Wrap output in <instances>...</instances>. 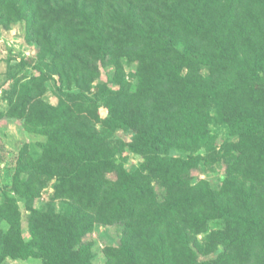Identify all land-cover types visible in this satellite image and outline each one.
<instances>
[{
	"label": "trees",
	"instance_id": "trees-1",
	"mask_svg": "<svg viewBox=\"0 0 264 264\" xmlns=\"http://www.w3.org/2000/svg\"><path fill=\"white\" fill-rule=\"evenodd\" d=\"M22 21L48 72L16 79L0 119L48 139L35 158L23 150L8 188L26 198L30 240L17 200L0 203V264H94L98 223L123 226L108 264H264V0H0V27ZM109 65L119 88L87 93ZM54 72L69 86L58 104L43 98ZM213 107L238 137L220 188L192 175ZM119 129L132 140L112 139ZM129 152L145 157L132 172ZM50 177L61 211L34 207Z\"/></svg>",
	"mask_w": 264,
	"mask_h": 264
},
{
	"label": "rangeland",
	"instance_id": "rangeland-1",
	"mask_svg": "<svg viewBox=\"0 0 264 264\" xmlns=\"http://www.w3.org/2000/svg\"><path fill=\"white\" fill-rule=\"evenodd\" d=\"M41 50L35 43L27 40V24L25 21L17 22L11 28L0 27V108L7 109L8 96L14 82L18 78H24L23 81L31 79L33 76L40 74L39 67L48 72L47 68L40 65ZM123 62L121 75L129 83H137L136 70L131 67L123 53L119 54ZM116 67L114 65L102 66L101 77L91 83V88L87 93L97 96L100 94L98 86L108 83L114 88L119 85L112 84V78L115 75ZM208 69L204 70L207 73ZM47 81V91L43 94L45 100L52 104H58L59 97L55 93V87L61 86L67 89V83H63L57 73L50 74ZM80 87L71 83L70 90H76ZM209 113L212 119L209 123V133L201 142L198 151L204 157L197 169L192 172L194 181L207 179L214 188H220L226 173V167L233 149L230 147L231 142L237 141V136L232 129L225 123L217 120L218 112L215 107L211 108ZM98 129L101 126L98 125ZM134 134L131 131L117 130L113 138L118 142H130ZM47 135L40 129H35L26 125L21 118L6 117L0 119V203L3 201L6 193L14 197L20 205L22 211L23 232L26 240L31 239L29 231V215L31 210L27 204L26 198L18 195L16 192L9 190L12 185L18 167L19 159L23 150H26L34 158L39 156L47 144ZM186 155V153H184ZM145 161L142 154L129 152L127 160L124 162L125 168L132 172L139 168ZM56 178H49L48 185L43 189L41 195L36 198L34 207L48 210L54 208L57 211L63 210L66 206L62 200H54V185ZM162 191V188H159ZM215 221L210 223L209 231L218 228ZM123 235V226L120 224L106 225L98 223L92 233L87 237V241L93 242L94 264H108L105 248L120 243ZM206 234H201L203 238ZM2 264H43L41 258H13L7 257Z\"/></svg>",
	"mask_w": 264,
	"mask_h": 264
}]
</instances>
